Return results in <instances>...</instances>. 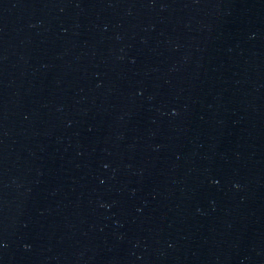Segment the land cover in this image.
Instances as JSON below:
<instances>
[{"label":"water","instance_id":"1","mask_svg":"<svg viewBox=\"0 0 264 264\" xmlns=\"http://www.w3.org/2000/svg\"><path fill=\"white\" fill-rule=\"evenodd\" d=\"M0 264H264V0H0Z\"/></svg>","mask_w":264,"mask_h":264}]
</instances>
